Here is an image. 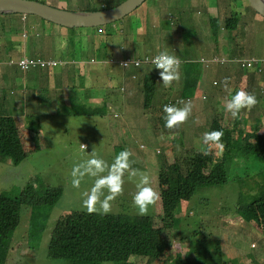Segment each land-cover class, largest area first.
<instances>
[{
	"label": "rangeland",
	"instance_id": "374dc122",
	"mask_svg": "<svg viewBox=\"0 0 264 264\" xmlns=\"http://www.w3.org/2000/svg\"><path fill=\"white\" fill-rule=\"evenodd\" d=\"M40 1L58 8L91 11L99 10L104 4L103 0ZM154 1L147 0L138 13L105 25L104 32H99L97 27L78 28L73 33L70 30L69 35H72L67 40L68 50L62 54L57 50L59 25L35 15H29L27 19L20 14L0 15V113L16 116L23 141L36 134V142L40 139L41 144L38 149H28L26 158L19 165L10 161L0 162V191L17 196L29 184L43 195L48 188H62V195L56 204L39 208L43 215L33 221L31 228L30 217L26 219L25 213L31 215L33 206H22L21 222L10 237L5 264L64 263L62 259L47 256L50 235L59 217L83 208L82 193L92 187L94 179L86 177L77 189L72 186L70 173L73 166L88 159L94 149L109 164L120 151L131 150L132 159L136 161L133 167L147 172L152 186L160 193L159 154L155 148H151L150 142L140 140L153 136L150 130L160 127L161 130H166L164 125L158 123L165 102L160 92L166 91V95L172 96V88L179 83L168 89L161 88L160 70L145 63L140 69L133 66L128 69L130 75H136L132 80L137 83L144 81L143 69H149L160 77L151 105L149 109H145L141 98L140 101L130 102L128 95L121 89L125 72L120 65L122 58L130 54L143 60L146 56L163 50L177 54L179 47L182 55L190 60L186 64L190 68V79L194 76H206L210 87L204 90L211 97L213 92L221 89V67L234 64L211 63L212 56L218 55L230 60L264 57V17L256 13L249 0H163L165 6L157 4L155 8H148ZM118 2L119 0L114 3ZM232 14L239 18L238 29L221 33V27H215L211 33L209 19L212 16L225 17ZM178 27L191 33L179 36ZM24 52L27 55H54L85 62L82 70L73 68L77 82L72 76L71 78L76 88L69 89V98L65 102L59 98V89H63V82H70L67 75L63 79L62 75L55 74L56 71L50 74L45 70L23 72L16 66L8 65L10 59L17 58ZM92 58L94 63L89 62ZM207 64L210 67L205 68ZM94 68H99L98 74L103 73L105 77L100 85L92 83L95 91L92 97L98 98L88 99L84 94L85 88L82 87L86 83L85 76L81 73ZM215 80L220 84L213 85ZM232 85L233 88L237 87L238 82H232ZM182 89L183 84H180L178 93ZM54 99L58 100V104L53 103L51 109L49 100ZM95 102L101 106L102 112L99 114L71 113L73 104L79 103L91 109L96 105ZM190 104L195 118L168 136L169 145L178 154L175 157L169 149L165 150L170 160H167L168 164H173L183 153L194 154L202 142L206 144L203 140L205 132L217 130V123L220 121L223 125L227 122L228 114L218 106L219 116L212 112L217 121H213L211 129L207 130L206 112L199 111L197 101ZM28 112L29 115L37 114L39 119L37 116H29ZM248 112L252 114V129L264 134V97L258 106ZM115 113L118 114L117 117L114 116ZM211 120L212 118L207 117L209 124ZM126 133L133 138L129 141L133 144L128 147L122 138ZM84 142L87 144L86 150L81 148ZM139 144H144L143 155L136 149ZM206 145L209 149V145ZM208 155L213 157L214 162H220L222 147L218 144L211 145ZM258 156L260 155L257 153L237 155L229 165L227 184L201 187L190 200H183L180 220L171 230L163 232L164 236L171 239L169 250L163 251V255V252H156L149 258L134 256L132 264H190V256L187 261H182L186 253L190 252L196 241L211 235L220 237L223 241V264H264V228L255 221L247 220L238 212L237 207L240 200L251 198L262 187L257 185V180H262L264 176V173L260 174L264 171V160ZM124 189V194L111 202V212H138L133 198L123 197L125 194H135V182L125 177ZM35 209L34 207V211ZM161 213L162 198L149 210V214H155V228L165 225ZM78 226L80 223L70 220L71 228ZM150 253L151 251H142L144 256ZM102 264L127 263L105 261Z\"/></svg>",
	"mask_w": 264,
	"mask_h": 264
},
{
	"label": "clouds",
	"instance_id": "9594fccd",
	"mask_svg": "<svg viewBox=\"0 0 264 264\" xmlns=\"http://www.w3.org/2000/svg\"><path fill=\"white\" fill-rule=\"evenodd\" d=\"M44 4L50 5L52 8H54L57 11V14L59 15V18L55 20H51L44 15H38V14H26V13H0V15H13V14H20L24 19H27L29 15H35L43 20L53 23L55 25H59V43L57 50L59 49V54H62L63 51L68 50V43L67 40L71 37L72 34L69 35L70 30L75 31V29L78 28H87V27H97L99 32H104V26L107 24L115 23L118 20H121L125 17H127L130 14L138 13V10L140 7L147 3V0H136L134 4L129 5V2L131 0H119L118 3H114L117 0H103L104 4L101 6L99 10H77V9H67V8H58L55 7L47 2H42L40 0H36ZM160 2H163V0H159ZM156 4L158 1H154ZM129 5V6H128ZM251 5V4H250ZM124 6V7H123ZM119 7H122L121 12H119ZM148 8H155L153 5V2L148 5ZM253 8V7H252ZM254 9V8H253ZM255 10V9H254ZM256 11V10H255ZM63 12L67 13H92L96 17L94 21L91 23L87 22L85 18L82 17V15H79L77 17H73L70 21V23H67L66 18L64 17ZM257 12V11H256ZM260 14V13H259ZM233 15V14H232ZM87 16V14L83 15ZM119 17V18H118ZM174 18V17H173ZM213 18H217V16H212L209 19V26L210 31L214 30V23L216 22L219 27H221V22L219 20H213ZM108 21V22H106ZM178 35H186L188 31L186 29H181L178 27L177 29ZM197 32V31H193ZM46 47L45 45H43ZM177 54L174 52H168L167 50H163L160 52H157L153 54L152 56H146L145 59H137L131 56L130 54L126 55L124 58L120 60V65L125 70L123 82L121 84V89L125 94L128 96V100L130 102L132 101H140V98L143 100L144 108L149 109L151 105V101L154 97V94L157 90V83L160 81V77L162 79V87L164 89H168L173 84L179 83L183 84V89L178 93L179 85L173 87L172 93L174 95H166V91L160 92V95L165 98V102L162 105V115L160 116L159 124L164 125L166 130L160 129H153L150 130L151 135L148 136L146 139L142 138L140 142H146L147 140L151 148H155L156 152L159 154L158 158L159 161H161L160 157H163L166 159V161H170L165 154V150H170L172 154H177V150H174L172 146L169 145V137L168 139H164V137L169 136L171 134H174L181 126L187 124L188 122L192 121L195 116L191 112V104L197 101L198 109L199 111L206 112V125L208 127L207 130H210L213 121H217L216 118L213 117L212 112L214 111L217 116H219V108L221 107V89L219 91H215L212 93V96L210 97L204 89H207L210 87V82L208 79H206L203 76H194L192 79H190L189 71L190 68L186 65L190 60L186 59L182 53L180 52V48H177ZM113 60V59H112ZM211 63H220L221 65H225L228 62H233L236 64L239 68L238 74L230 73L225 75L224 79V88L227 89L229 86V82L233 79L229 78L231 74L238 75L239 78H243L245 76V84L240 83L237 85V87H234V95L231 96V99H229L225 105L226 110L231 114L234 118H240L242 110H248L251 111L252 108H254L258 103V99L255 94L247 92L248 86H249V80L247 79V76L249 75L248 72H253L257 76V80H259V93L262 96V99L264 97V57L260 58H240V59H227L225 57H220L218 55H214L210 58ZM251 61V65L245 64L244 62ZM90 63H94L95 60L92 58ZM148 64L156 68L157 70H160V77L155 74L153 71L149 69H143V75H144V81L141 83L134 82L132 79L136 78V75H130L127 70L130 69L132 66L135 68L140 69L143 67V64ZM233 64V66H234ZM8 65L10 66H16L23 72H29L32 70H40V71H47L48 74H50L53 71H56L55 74L62 75L63 79L65 75H67L70 78V82L62 83L63 89H59V98L65 102L67 98H69V89L72 87L76 88V85L72 82L73 77L74 81H76V78L73 75V68L78 67L79 70H82L83 66L85 65L84 61H79L75 59H65V58H58L56 56H41V55H27L25 52L20 53V55L17 58H12L8 61ZM210 67L209 64L205 66V68ZM99 68H94L89 70L86 73H81V75L85 76L86 83L83 84V88H85L84 94L87 96L88 99L92 98H98V97H92V94L95 93V91L92 89V83L94 82L95 85H100L103 82V79L105 77V74H98ZM152 74V75H150ZM150 75V76H149ZM262 80H261V79ZM207 82H209L207 84ZM234 82V80H233ZM220 82L215 80L213 81V85H219ZM153 88V95L151 97V100L149 103L146 101V90L148 87ZM161 90V89H159ZM77 92V89H76ZM81 92V91H80ZM80 95V93H79ZM1 97V95H0ZM262 101V100H261ZM92 102V101H91ZM53 103L58 104V100H49V108H51V105ZM95 106L91 108V110L94 113H101L100 110L101 106L95 102ZM260 104V103H259ZM62 107V106H61ZM52 109V108H51ZM59 109V108H57ZM56 109V110H57ZM211 111V112H209ZM30 114L29 112L27 113ZM4 115L12 116L14 119V122L16 124V129L19 134V144L21 147L22 153H24L25 158L27 155L28 149H38L41 147L40 139L38 142H36V134L31 135V139H27L26 141H23L18 123L15 119L16 116L12 114H2L0 113V118ZM93 115V114H92ZM29 116H37V114L31 113ZM115 117L118 116L117 113L114 114ZM208 118H212L210 124L207 121ZM39 119V117H38ZM221 122V121H220ZM220 122H218V127L221 126ZM254 124V123H253ZM36 127H38L35 124ZM250 128V126H248ZM39 129L41 130L40 123H39ZM151 129V128H150ZM41 136V134H40ZM223 132L214 130L210 132H205L203 135V140L206 144L209 145V149L204 150L203 154L208 155L211 150V145L213 144H219L222 140ZM123 140L128 144L127 147L133 143H129V141L133 140L131 137V134H127L122 136ZM184 141V140H183ZM140 145V144H139ZM144 147V144H141L139 147H136L138 151L142 152V155L144 154V150L142 148ZM81 148L86 150L87 144L84 142L81 144ZM183 149L181 148V151ZM1 152V151H0ZM133 152L129 149H124L120 151L115 157L111 164H109L106 160L99 157V155L96 153L95 149L90 153V156L88 159L77 163L73 166L70 176H71V183L74 188L79 189L81 187L82 182L85 180L86 177L93 178L94 182L91 188H87L89 190H86L82 193V206L83 209L86 210L88 214H99V215H106L109 214L112 211V201L115 200L117 197L122 196L124 194V185H125V177H127L128 180H132L135 182V186L137 191L134 195H124L123 197L126 199L133 198L134 205L138 209V212H124V214H128L130 216L136 215V216H147L149 215L150 207H155L160 199L162 198L160 196V193L152 186L151 177L147 172H143L135 167L133 165L136 163L135 160L132 159ZM25 158H23L19 163L15 164L12 158H8L6 160L1 159L0 156V162H8L10 161L14 165H19ZM167 161V163H168ZM160 168V166H159ZM160 174V173H159ZM60 188V187H59ZM25 189V187L23 188ZM23 189L21 190L20 194L17 196H20L23 193ZM37 193L38 191L35 190ZM59 194V191H56ZM47 193V191H46ZM46 193H43L46 194ZM39 195H42L38 193ZM2 195H10L6 192L0 191V197ZM16 197V196H12ZM80 210H74L71 213H66L62 215L60 218L72 216L75 213H81ZM114 213V212H111ZM155 214H152L154 217ZM163 220V219H162ZM153 222V218L151 220V223ZM258 224V223H257ZM259 226H262L258 224ZM154 226V224H153ZM17 226L14 228L12 233L15 231ZM264 228V225H263ZM30 229V228H29ZM11 233V235H12ZM52 234L53 233L52 231ZM51 234V235H52ZM10 235V236H11ZM50 235V236H51ZM59 235V234H56ZM208 238H214V239H220V237L216 236H207ZM143 251V250H142ZM142 251L137 253L135 256H143V257H151L156 252H151L148 256H144L142 254ZM196 251V248H195ZM225 252V251H224ZM134 257V256H132ZM213 264V263H212Z\"/></svg>",
	"mask_w": 264,
	"mask_h": 264
},
{
	"label": "trees",
	"instance_id": "16d2710c",
	"mask_svg": "<svg viewBox=\"0 0 264 264\" xmlns=\"http://www.w3.org/2000/svg\"><path fill=\"white\" fill-rule=\"evenodd\" d=\"M216 19L221 22V33L236 30L240 24L239 18L235 15L213 18L214 21ZM214 24V28L219 27L216 22ZM248 74L249 85L252 76L255 80L248 86L247 92L255 94L259 101L258 95L255 93V89L259 88V80L255 73L248 72ZM224 79L225 75L222 74L221 101L224 103L221 104V108L223 111L226 110L227 101L234 95L233 80L225 89ZM152 95L153 88L150 86L146 90L147 103L151 100ZM71 113L92 115L93 111L76 103L73 104ZM227 114V122L217 128L218 131L223 132L222 140L219 143L222 147L220 162L216 163L212 156L203 154V151L207 150V145L203 142L194 154L183 153L174 160L173 164H168L165 158L160 157L159 186L162 197L160 216L165 221L163 227L155 228L153 226V222L151 223L152 214L130 216L124 212H110L106 215H99L88 214L81 208V213L59 219L53 231L55 234H52L49 239L47 256L52 259H62L64 260L63 264H102L105 261L132 264V256L142 250L161 253L168 249L171 246V239L164 236L163 232L171 230L180 220L179 214L183 200H190L201 187L227 184L229 165L237 155L257 153L260 155L258 158L264 160V134L257 133L252 129L253 122L250 121L252 114L248 110H242L240 118L232 117L228 111ZM246 119L248 122H245ZM164 139L167 140L168 136ZM19 140L13 117L2 116L0 118L1 159L12 158L17 164L25 158ZM263 173L264 171L260 174ZM257 185L262 186L260 191L249 199L240 200L237 207L238 212L247 220L255 221L263 226L264 176L262 180H257ZM56 191H59V194ZM61 195V187L48 188L46 194L39 195L33 186L26 184L20 196L2 195L0 197V264L6 263L10 235L21 222L22 206H33V209L30 210L31 215L25 213L26 219L30 217L31 228L33 221L43 215L39 208L53 206ZM70 220H75L80 223V226L71 228ZM224 254L222 240L203 237L192 245L190 252L186 253V257L182 261H187V257L190 256L192 257L190 264H223L225 262Z\"/></svg>",
	"mask_w": 264,
	"mask_h": 264
},
{
	"label": "water",
	"instance_id": "95a60500",
	"mask_svg": "<svg viewBox=\"0 0 264 264\" xmlns=\"http://www.w3.org/2000/svg\"><path fill=\"white\" fill-rule=\"evenodd\" d=\"M136 0H131L129 5L134 4ZM251 6L262 16H264V0H249ZM128 5V6H129ZM124 7V6H123ZM119 12H121L122 7H119ZM0 13H26V14H38L44 15L45 17L55 20L59 18L57 11L48 4L41 3L36 0H0ZM64 17L69 24L71 19L82 15L87 22L91 23L96 19L92 13H67L63 12ZM87 14V16H83ZM119 18V17H118ZM108 22V21H106Z\"/></svg>",
	"mask_w": 264,
	"mask_h": 264
},
{
	"label": "crops",
	"instance_id": "0c3cea01",
	"mask_svg": "<svg viewBox=\"0 0 264 264\" xmlns=\"http://www.w3.org/2000/svg\"><path fill=\"white\" fill-rule=\"evenodd\" d=\"M155 1H158L157 4H160L161 6H165V3L160 2L159 0H155ZM157 4H156L155 2H153V5H154V6H156ZM73 10H74V9H73ZM237 68H239V67H238L236 64H234V66H233V64H231V65H229V66H225L224 68H222V69H221V73L224 74V75H227V74H230V73L238 74V70H237ZM239 69H240V68H239ZM203 77H205V78L207 79L206 76H203ZM229 78L233 79L234 82H238V84L243 83V81L245 82V76H244L243 78H239L238 75H233V74H231V75L229 76ZM247 79H248V80L250 79V78H249V75L247 76ZM254 80H255V78H254V76H252V78H251V84L254 82ZM208 83H209V82H207V84H208ZM251 84H250V85H251ZM250 85H249V86H250ZM255 93L258 95L259 103H260L261 100H262V96L260 95L259 90H258V89H255ZM90 99H92V98H90ZM259 103H258V104H259Z\"/></svg>",
	"mask_w": 264,
	"mask_h": 264
},
{
	"label": "built area",
	"instance_id": "2783aa9c",
	"mask_svg": "<svg viewBox=\"0 0 264 264\" xmlns=\"http://www.w3.org/2000/svg\"><path fill=\"white\" fill-rule=\"evenodd\" d=\"M251 63H252L251 61H249V62H244V65H245V64L251 65Z\"/></svg>",
	"mask_w": 264,
	"mask_h": 264
}]
</instances>
